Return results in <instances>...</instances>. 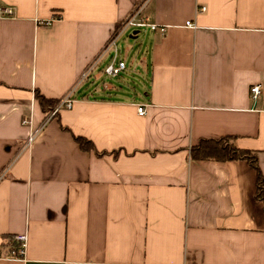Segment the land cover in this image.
Masks as SVG:
<instances>
[{
    "label": "crops",
    "instance_id": "1",
    "mask_svg": "<svg viewBox=\"0 0 264 264\" xmlns=\"http://www.w3.org/2000/svg\"><path fill=\"white\" fill-rule=\"evenodd\" d=\"M138 7L141 96L82 78ZM37 92L74 103L28 145ZM225 136L264 175V0H0V264H264L256 169L190 156Z\"/></svg>",
    "mask_w": 264,
    "mask_h": 264
},
{
    "label": "built area",
    "instance_id": "2",
    "mask_svg": "<svg viewBox=\"0 0 264 264\" xmlns=\"http://www.w3.org/2000/svg\"><path fill=\"white\" fill-rule=\"evenodd\" d=\"M207 9L206 6H203L201 8L202 11H205ZM143 7H138L136 8L130 16L122 22V24L119 26V28L116 30V32L113 34L109 42H107L106 46H104V49L101 52V56L98 57L95 63H93L90 66V69L84 72L83 77L85 78L89 75V73L94 69L95 65L97 62L103 57L106 56L108 53L113 51V55L111 57L110 63L105 67V74L110 76V77H116L121 75L127 68V63L125 60L119 59V54H120V48L118 45V42L120 40V37L130 28H146L149 27L152 30H160L161 32H165L166 27L161 26L155 23L150 22V20L143 15L142 13ZM15 14L14 8L12 7H5L2 9V15L4 16H13ZM49 23V22H48ZM47 23V24H48ZM189 26H194L193 22L189 21L187 22ZM251 93L252 97L254 99H257L260 94L262 93V87L261 85H254L251 88ZM74 103V99L71 97V95H66L60 99H58V102L55 104V106L47 113L45 121L38 126L37 128H34L32 125L31 120L26 121L28 125L31 127L30 134L27 140V144L31 145L32 142L34 141L36 135L40 132L42 127L45 125L47 121L55 117L58 112H60L64 108H70L72 107ZM138 111L143 114L145 113V108L143 105H141L138 108ZM17 241H20L21 246L20 248H14L12 254L17 256V255H22L25 252L26 244H27V236L26 235H19L15 237Z\"/></svg>",
    "mask_w": 264,
    "mask_h": 264
},
{
    "label": "trees",
    "instance_id": "3",
    "mask_svg": "<svg viewBox=\"0 0 264 264\" xmlns=\"http://www.w3.org/2000/svg\"><path fill=\"white\" fill-rule=\"evenodd\" d=\"M36 98L47 113L55 106L59 99L44 97L39 92L36 93ZM236 138V136H225L218 139L203 138L197 144L192 145L190 156L196 161L215 160L216 162H225L239 159L248 161L257 171L256 198L264 203V175L260 168L258 152L238 147L236 145ZM75 139L82 149H94V145L90 140H86V138L81 136L75 137Z\"/></svg>",
    "mask_w": 264,
    "mask_h": 264
},
{
    "label": "rangeland",
    "instance_id": "4",
    "mask_svg": "<svg viewBox=\"0 0 264 264\" xmlns=\"http://www.w3.org/2000/svg\"><path fill=\"white\" fill-rule=\"evenodd\" d=\"M135 28L128 29L119 40V48L121 57L127 61L128 68L119 77H110L103 72V79L106 83H113L115 85L124 86L128 93L141 96L143 89L148 83L147 71L140 62L141 52H145L144 32L138 33L137 38L132 36ZM141 30V29H140ZM109 54H114L111 51Z\"/></svg>",
    "mask_w": 264,
    "mask_h": 264
},
{
    "label": "water",
    "instance_id": "5",
    "mask_svg": "<svg viewBox=\"0 0 264 264\" xmlns=\"http://www.w3.org/2000/svg\"><path fill=\"white\" fill-rule=\"evenodd\" d=\"M134 33H136V32H134Z\"/></svg>",
    "mask_w": 264,
    "mask_h": 264
}]
</instances>
